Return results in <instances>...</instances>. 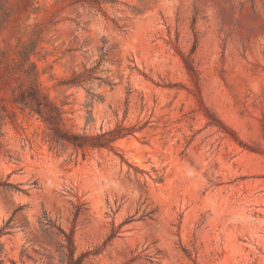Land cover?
<instances>
[{"label":"rangeland","instance_id":"obj_1","mask_svg":"<svg viewBox=\"0 0 264 264\" xmlns=\"http://www.w3.org/2000/svg\"><path fill=\"white\" fill-rule=\"evenodd\" d=\"M59 229L264 264V0H0V264H68Z\"/></svg>","mask_w":264,"mask_h":264},{"label":"trees","instance_id":"obj_2","mask_svg":"<svg viewBox=\"0 0 264 264\" xmlns=\"http://www.w3.org/2000/svg\"><path fill=\"white\" fill-rule=\"evenodd\" d=\"M75 139H78L77 137H75ZM76 146H80L78 145V143H73ZM51 227H53V225H50ZM59 233L62 236V241H64V244H60L62 249H66L67 250V254H63V256L67 257L68 259V264H77L79 262V258L74 261L73 260V245H72V241L71 238L66 235L63 231H61L59 229Z\"/></svg>","mask_w":264,"mask_h":264}]
</instances>
